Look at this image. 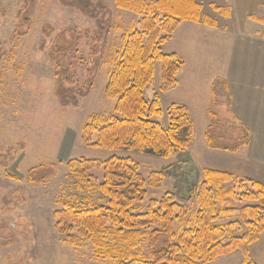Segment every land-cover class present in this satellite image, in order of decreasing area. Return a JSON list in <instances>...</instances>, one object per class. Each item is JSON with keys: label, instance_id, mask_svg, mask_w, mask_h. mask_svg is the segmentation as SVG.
<instances>
[{"label": "rangeland", "instance_id": "obj_1", "mask_svg": "<svg viewBox=\"0 0 264 264\" xmlns=\"http://www.w3.org/2000/svg\"><path fill=\"white\" fill-rule=\"evenodd\" d=\"M195 2L202 7L201 20L209 17L216 27L183 22L198 25L193 35L186 27L178 31L181 23L163 46L165 54L182 53L178 55L180 86L162 93L163 64L156 63L154 80L144 90L149 103L159 96L162 115L152 119L164 128L169 126L168 110L173 104L187 106L194 122L190 148L159 158L96 149L82 139L91 116L107 120L113 112L116 100L106 96L108 75L123 33L139 29L138 16L118 10L115 0H0V264H115L99 254L93 241L71 244L56 229L54 214L64 202L106 204L97 188L89 189L69 174L67 164L73 159L132 158L145 180L152 173H162L157 188L146 186V199L137 205L139 213L146 212L151 200L168 193L193 213L206 169L264 185V144L261 150H251L248 129L222 113L221 99H226L219 97H225L224 88L220 83L210 86V75L218 72V50L213 51L211 41L208 44L202 36L203 29H215L219 39L229 25L235 31L244 28L247 17L264 23V0ZM224 42L227 45L230 39ZM207 48L211 54L204 62ZM194 66H205V70L195 73ZM208 134L216 149L209 148ZM89 176L97 179V185L103 180L99 171ZM246 204L242 201L236 207ZM237 221V216L223 217L220 223ZM179 227L177 222L175 229ZM143 249L147 254V243ZM249 254L253 264H264V233L249 247ZM242 261L237 251L211 264Z\"/></svg>", "mask_w": 264, "mask_h": 264}, {"label": "trees", "instance_id": "obj_2", "mask_svg": "<svg viewBox=\"0 0 264 264\" xmlns=\"http://www.w3.org/2000/svg\"><path fill=\"white\" fill-rule=\"evenodd\" d=\"M115 6L138 16L139 29L123 33L121 49L108 75L106 96L116 100L113 112L107 120L91 116L82 129L83 142L96 149L159 158L183 153L194 139L188 107L173 104L168 110L169 126L164 128L152 119L162 115L159 96L149 103L144 90L154 80L156 63L163 64L160 91L167 93L178 87L182 59L175 53L165 54L163 46L181 23L191 21L215 28L216 21L209 17L201 20L202 7L195 0H115ZM223 13L227 16L228 9ZM207 138L209 148L216 149L210 134ZM67 170L89 189L97 188L106 201L103 205L62 204L54 214L56 229L71 244L93 241L99 254L115 264H211L237 251L243 255L242 264H253L249 247L264 233L263 184L206 169L193 213L187 205L177 203L172 193L151 200L146 212L139 213L137 205L146 199V186L157 188L162 173H152L145 180L132 158L117 156L105 161L73 159ZM93 171L103 173L98 185L97 179L89 176ZM242 201L248 204L236 207ZM233 216L239 221L220 223L223 217ZM177 222L180 227L175 229Z\"/></svg>", "mask_w": 264, "mask_h": 264}, {"label": "crops", "instance_id": "obj_3", "mask_svg": "<svg viewBox=\"0 0 264 264\" xmlns=\"http://www.w3.org/2000/svg\"><path fill=\"white\" fill-rule=\"evenodd\" d=\"M228 23H231V21H228ZM263 25V21L250 22L247 17L246 21H244V28L239 26L237 31L231 29L230 25L226 27V29L222 27L223 30L225 29L222 31V35L224 36H220L219 39H217L215 36L216 34L213 33L217 31L215 29L208 28L210 32L204 29L202 31L203 38L207 40V43L208 40L211 41L214 47L213 51L218 50L219 56L218 72L213 75L207 72V74L211 76L210 86L212 88V85L217 83L223 86V94L226 93V95L225 97L219 98H224L226 100L221 99L222 103L224 101L221 111L230 118L234 117L236 121L241 122L242 125L248 129L251 135V142L249 145L251 150H261L264 144ZM196 26L198 25L193 23H183L178 31L186 27L188 34L194 35L195 33H193V31H195L194 27ZM218 31L220 30L218 29ZM212 38L213 40H211ZM226 38L230 39L227 45L224 42ZM217 40L218 43L215 42ZM206 51V53H203L204 62L206 61L205 56H210L211 54V49L207 48ZM178 55L182 57L180 50ZM188 62L190 63L189 60ZM200 69L205 70V66H194L195 73ZM179 86L180 85H178V87ZM213 95V92H211L210 100ZM255 159L257 160L256 156ZM250 161L252 162V160Z\"/></svg>", "mask_w": 264, "mask_h": 264}]
</instances>
